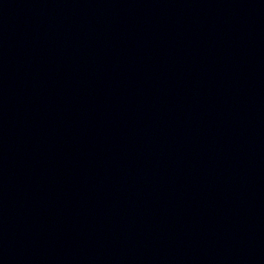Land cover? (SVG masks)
Instances as JSON below:
<instances>
[{
	"label": "water",
	"instance_id": "obj_1",
	"mask_svg": "<svg viewBox=\"0 0 264 264\" xmlns=\"http://www.w3.org/2000/svg\"><path fill=\"white\" fill-rule=\"evenodd\" d=\"M0 264H264V0H213L90 109L0 218Z\"/></svg>",
	"mask_w": 264,
	"mask_h": 264
}]
</instances>
